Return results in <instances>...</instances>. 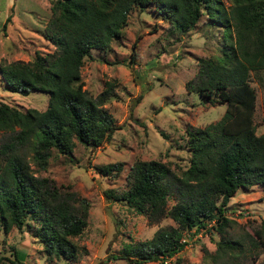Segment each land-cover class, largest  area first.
Instances as JSON below:
<instances>
[{"label":"trees","instance_id":"obj_1","mask_svg":"<svg viewBox=\"0 0 264 264\" xmlns=\"http://www.w3.org/2000/svg\"><path fill=\"white\" fill-rule=\"evenodd\" d=\"M49 10L42 34L53 49L36 52L31 61L0 65L8 91L48 94L42 111L0 102V132L12 137L0 145L1 229L23 228L47 256L77 259L73 239L86 226L87 202L74 193L61 194L47 178L30 174L27 164L12 154L15 144L26 146L36 165L44 168L52 151L68 156L75 141L96 148L109 140L116 126L102 105L112 95L111 84L105 83L97 97L88 96L80 78L84 60L92 50H108L133 11H150L180 35L204 16L206 26L221 29L224 44L220 55L199 59L196 80L185 88L207 102L219 101L224 111L217 121L185 131L189 159L179 176L157 161L136 162L128 170L126 190L104 191L107 199L149 221L166 216L174 223L111 258L127 264L166 263L185 245L184 235L210 228L219 237L214 255L221 260L215 264L236 263L243 243L225 230L230 223L225 215L228 201L237 190L264 185V132H254L255 92L248 80L249 73L264 74V0H51ZM8 21L6 17L2 30ZM97 170L102 175L118 173L121 163ZM246 240L251 250L259 247L264 253V221L246 234Z\"/></svg>","mask_w":264,"mask_h":264},{"label":"rangeland","instance_id":"obj_2","mask_svg":"<svg viewBox=\"0 0 264 264\" xmlns=\"http://www.w3.org/2000/svg\"><path fill=\"white\" fill-rule=\"evenodd\" d=\"M228 4V0H223ZM51 0H0V65L14 61H31L34 54L46 53L53 47L43 38L42 30L50 17ZM9 21L5 29L1 25ZM221 29L208 27L204 16L186 34L171 30L166 20L150 11H133L121 36L112 41L106 51L92 50L80 69L82 89L91 98L97 97L111 84V96L103 107L111 114L115 131L109 140L96 148L75 141L67 155L51 152L44 168L36 165L26 146L15 144L12 154L27 164L30 174L47 178L61 194L74 193L87 202L86 226L73 239L78 248L76 260L49 257L41 245L23 228L0 227V264H127L111 254L129 244L148 240L159 229L174 226L169 217L149 221L129 210L121 202L107 199L104 191L120 194L127 189V173L136 162L157 161L171 174L179 176L187 167L189 152L185 131L203 128L217 121L224 104L205 101L189 92L187 82L194 83L201 58L221 54ZM233 38V37H231ZM133 64H127L133 42ZM249 85L255 92L253 111L254 132H264V74L249 73ZM48 94L30 91L19 94L3 87L0 77V102L19 110L45 109ZM0 132V145L11 141ZM2 150V149H1ZM121 163V171L101 174L99 166ZM4 159L0 156V166ZM173 204L168 200V206ZM225 228L232 239L243 243V253L234 264H264L259 247L250 249L246 234H251L264 221V185L237 190L228 201ZM218 235L210 228L184 235L185 245L166 263L145 264H215L221 259L214 255ZM16 255V257L14 256Z\"/></svg>","mask_w":264,"mask_h":264},{"label":"built area","instance_id":"obj_3","mask_svg":"<svg viewBox=\"0 0 264 264\" xmlns=\"http://www.w3.org/2000/svg\"><path fill=\"white\" fill-rule=\"evenodd\" d=\"M183 240H184V238H183ZM183 240H182V241H183Z\"/></svg>","mask_w":264,"mask_h":264}]
</instances>
